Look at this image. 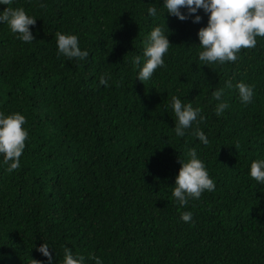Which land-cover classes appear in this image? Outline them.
Listing matches in <instances>:
<instances>
[{
	"label": "trees",
	"instance_id": "obj_1",
	"mask_svg": "<svg viewBox=\"0 0 264 264\" xmlns=\"http://www.w3.org/2000/svg\"><path fill=\"white\" fill-rule=\"evenodd\" d=\"M10 7L36 23L31 43L0 23V112L24 115L29 133L17 170L9 173L0 154V264H49L38 251L44 242L52 264H63L65 247L83 264H264V184L250 176L251 163L264 159V38L236 62L207 66L199 60L209 17L202 8L181 21L164 0ZM156 26L171 45L165 67L144 84L137 75ZM57 32L76 35L89 56L58 55ZM239 82L253 86L251 103L241 102ZM222 88L229 107L217 116L213 92ZM173 96L202 110L206 145L192 134L196 124L176 136ZM192 148L215 191L182 206L172 192Z\"/></svg>",
	"mask_w": 264,
	"mask_h": 264
},
{
	"label": "clouds",
	"instance_id": "obj_2",
	"mask_svg": "<svg viewBox=\"0 0 264 264\" xmlns=\"http://www.w3.org/2000/svg\"><path fill=\"white\" fill-rule=\"evenodd\" d=\"M13 0H0V4L9 6L0 11V23L8 24L12 33L18 34V38L25 43H31L35 36L30 30L35 25L36 18L28 15L23 8H13ZM40 8L46 5L41 3ZM164 7L168 14L178 17L181 21L189 18L197 10L202 8L209 14L208 24L200 28L198 32L200 44L203 49L199 53V60L203 65H223L226 62H236L238 55L243 49H253L257 45V37L264 38V0H164ZM187 9V15L181 11ZM157 9L150 7L148 15L155 17ZM199 15L194 16L195 23L200 22ZM58 55L63 54L69 60L78 58L85 60L89 53L80 49L78 37L72 34L57 32ZM143 56L146 58L140 68L137 78L145 84L149 81L154 72L165 67L164 57L168 53L171 42L164 29L160 26L154 27L144 42ZM134 65H140L141 57L133 58ZM100 84L107 86L108 80L101 77ZM243 104L251 103L253 98V86L244 82L235 85ZM226 88H233L231 81L226 82ZM224 89L213 92V98L220 101L215 109L216 115L220 116L229 107L228 103L222 100ZM176 121L174 132L178 137L185 136V130L197 127L192 134L205 145L209 142L199 124L204 122L206 117L202 115L200 108H193L192 104H182L181 99L172 97V104ZM26 117L18 112L5 115L0 112V154L3 155L6 169L9 173L20 167V158L26 147V140L29 133L24 128ZM190 159L182 163V167L175 180L172 196L182 206H186L189 199H199L205 192L215 191V182L210 177L204 162L198 158L195 148L188 151ZM250 176L260 184H264V159L253 161L250 166ZM181 219L190 223L193 215L190 211L183 212ZM52 264V253L49 251V244L44 242L38 248ZM85 257L73 256L71 249L65 247L63 264H83ZM95 264H102L98 257H92ZM31 264H43L42 261L32 259Z\"/></svg>",
	"mask_w": 264,
	"mask_h": 264
}]
</instances>
